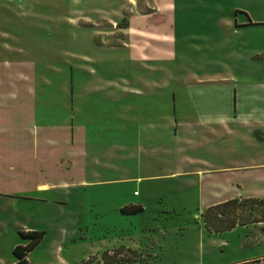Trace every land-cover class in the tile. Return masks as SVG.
I'll return each instance as SVG.
<instances>
[{
	"label": "crops",
	"instance_id": "1",
	"mask_svg": "<svg viewBox=\"0 0 264 264\" xmlns=\"http://www.w3.org/2000/svg\"><path fill=\"white\" fill-rule=\"evenodd\" d=\"M154 3L120 37L92 34L75 47L52 92L43 59L0 57V221L10 209L26 218L23 201L79 204L86 193L102 204L103 190L109 211L124 216L193 197L203 219L229 201L264 200V4ZM31 225L13 226L12 253L30 243L20 232L38 231ZM237 226L264 232V222ZM63 227V239L76 235ZM237 263L264 264V254Z\"/></svg>",
	"mask_w": 264,
	"mask_h": 264
},
{
	"label": "rangeland",
	"instance_id": "2",
	"mask_svg": "<svg viewBox=\"0 0 264 264\" xmlns=\"http://www.w3.org/2000/svg\"><path fill=\"white\" fill-rule=\"evenodd\" d=\"M252 3L260 6L264 0ZM154 4V0H0V45H8L13 51L0 50V57L43 59L52 86L50 90L44 87V91L52 92L59 85L54 71H67L61 62L72 65L75 47L76 51L86 49L92 34L120 37L139 18L155 13ZM131 70L137 67L131 65ZM103 191L106 201L98 205L83 193L79 204L72 196L64 204L23 201L19 207L27 211L26 218L23 211L14 216L10 214L14 210H7L0 221V258L9 261L15 256L10 247L20 239L12 232L16 222H29L44 232L43 242L29 255L30 264H60L62 259L66 264H238L264 254V232L239 226L218 233L209 231L204 219L196 216L193 197L184 203L166 202L160 205L161 213H155L154 205L148 204L144 215L124 216L109 211L110 192ZM0 205L7 207L8 202ZM173 206L178 210L169 212ZM250 206H229L218 211V219L230 224L243 221L251 213L259 218L264 206H256L258 212H251ZM100 207L108 208V212H98ZM79 210L81 214L73 220L69 213ZM63 211V219H52ZM74 226L76 235L63 239L62 227L71 232Z\"/></svg>",
	"mask_w": 264,
	"mask_h": 264
},
{
	"label": "trees",
	"instance_id": "3",
	"mask_svg": "<svg viewBox=\"0 0 264 264\" xmlns=\"http://www.w3.org/2000/svg\"><path fill=\"white\" fill-rule=\"evenodd\" d=\"M244 203H251L250 206V211H256L258 212V209H255L256 206L258 205H263L264 206V200L260 199H248V200H233L229 201L227 203H224L222 205H218L215 207H212L206 211V213L203 215V219L205 221V228H207L209 231L213 232H222V231H227L230 229L235 228L237 225L245 226L251 223H262L264 222V211H259V218L253 217V214H249L247 217L243 218V221L240 220L239 222L235 223L232 222L229 224V222H222L221 219H218L221 215H218V211H221L223 209H226L229 206L237 207L238 205H243ZM142 211L141 208L135 207V208H124L122 209V212L124 214H129V213H138ZM218 213V214H217ZM222 215H226L222 213ZM221 224L222 226H219ZM224 224V225H223ZM215 227V228H212ZM20 235L23 238H29L31 239L30 243L26 246H17L13 253L14 255L18 258V262L16 264H29L27 260V255L29 252H32L43 240L44 238V232H39V231H34V232H20Z\"/></svg>",
	"mask_w": 264,
	"mask_h": 264
}]
</instances>
